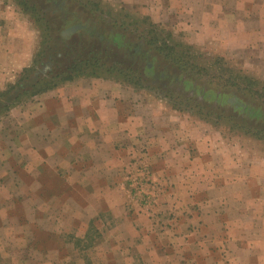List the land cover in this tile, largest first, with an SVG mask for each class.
I'll list each match as a JSON object with an SVG mask.
<instances>
[{"label":"rangeland","instance_id":"rangeland-1","mask_svg":"<svg viewBox=\"0 0 264 264\" xmlns=\"http://www.w3.org/2000/svg\"><path fill=\"white\" fill-rule=\"evenodd\" d=\"M65 13L67 22L76 17L107 38L102 43L90 39L95 47H109L111 35L136 51L131 54L120 47L105 54L99 62L103 65L87 67L74 80L93 78L111 82L114 89L125 87L127 97L133 103H141L145 113L157 112L158 130L167 131L165 123L170 122L171 131L193 137L195 144L223 148L227 166L233 165L235 156L242 167L256 166L264 177V0H0V22L4 14L11 17L10 33L15 43L19 45L27 39L34 49L27 70L18 71L0 90V163L4 167L2 171L0 168L1 175L12 166L10 155L1 147L10 138L18 114L28 106L32 109L35 97L41 94L35 92L57 81L43 78L54 69L48 60L49 47L56 40L53 27H57V35L68 28L67 22L61 20ZM6 29L1 26L0 33ZM153 34L177 45L182 67L150 46L148 39ZM137 53L149 56L145 61L149 67L147 75L142 70L144 57ZM59 62L60 70L66 71L72 57L68 55ZM32 78L34 82L38 80L34 89L27 85ZM63 83L66 82L59 85ZM5 91L8 92L1 95ZM183 142L190 145L191 140ZM145 153L142 150L134 155L133 166L122 171L120 194L129 195L138 208L125 202L124 211L130 208L150 217L155 215L152 228L159 231L160 226L169 225L168 212L175 208L173 205L166 212L159 211V199L166 190L164 184L149 177L151 170ZM142 175L147 176L148 185L157 188L155 192L149 189L150 196H155L150 209L142 205L138 190L132 185V180ZM2 179L9 183L2 191L20 194L10 174ZM5 203L0 208V264H88L94 258L113 264L122 256L121 249L106 248L109 232H100L99 224L87 231L85 227L70 231L66 222L59 224L56 218L53 224L54 218L42 216L54 205L40 200L27 207L23 203L27 224L18 229L21 218L13 215L18 205ZM70 204L63 207L71 212Z\"/></svg>","mask_w":264,"mask_h":264},{"label":"crops","instance_id":"crops-1","mask_svg":"<svg viewBox=\"0 0 264 264\" xmlns=\"http://www.w3.org/2000/svg\"><path fill=\"white\" fill-rule=\"evenodd\" d=\"M2 18L0 27L7 29L0 33V90L31 64L34 52L27 39L15 43L11 17ZM120 87L80 78L41 93L32 109H18L1 147L12 166L0 173V208L7 201L18 205V229L27 224L24 205L40 200L54 205L42 216L66 222L70 231L99 224L100 232H109L106 248L122 250L113 264H264V177L256 166L242 167L235 156L227 166L223 148L195 144L171 131L170 122L167 131L158 130L157 112L145 113ZM188 139L190 145L183 142ZM142 150L149 177L166 190L159 211L175 208L159 231L152 228L154 214L123 209L125 202L138 209L120 190L122 171ZM8 171L18 195L2 191ZM67 202L71 212L63 207ZM95 259L88 264L105 261Z\"/></svg>","mask_w":264,"mask_h":264},{"label":"trees","instance_id":"trees-1","mask_svg":"<svg viewBox=\"0 0 264 264\" xmlns=\"http://www.w3.org/2000/svg\"><path fill=\"white\" fill-rule=\"evenodd\" d=\"M55 30L53 33L54 41L49 47L48 51V60H51V64L53 63L54 69L49 70L45 74V78L47 82L57 80L54 83L47 84L45 88L40 90L39 92H35V94L46 92L50 89H53L59 85V83L73 81L77 75H82L85 73V69L89 66H100L99 62L103 60L105 54L115 52L118 48L127 49L131 54L136 52L135 49L128 47L126 43H118L116 36L109 35V44L110 46L104 49L97 48L91 43L90 39H95V42L102 43L100 41V32L87 28L80 33H75L68 38H63L61 34H56L57 27H53ZM89 39V40H88ZM104 39H107L104 36ZM104 41V40H103ZM107 43V41H106ZM148 43L152 46L153 49L162 53L166 58H169L172 63L182 67V55L177 52V45L169 44L166 40L160 39L159 36L153 34L152 38L148 39ZM141 56L140 53H137ZM68 55H71L72 62L68 65L66 71H61L60 62L62 58H68ZM144 63L142 66V70H144V74L149 70L148 64H145V61L149 58L148 55H143ZM112 67H115L112 64ZM27 70V68L23 69V71ZM65 75V76H63ZM128 75V74H126ZM147 75V73H146ZM133 77V75H131ZM49 77V78H47ZM40 78V76H39ZM32 78L30 82L27 84L31 88H36L38 84L37 81H33ZM138 82V81H136ZM11 88V87H10ZM8 91L2 92L1 95H5ZM18 97V96H17ZM16 97V98H17Z\"/></svg>","mask_w":264,"mask_h":264},{"label":"built area","instance_id":"built-area-1","mask_svg":"<svg viewBox=\"0 0 264 264\" xmlns=\"http://www.w3.org/2000/svg\"><path fill=\"white\" fill-rule=\"evenodd\" d=\"M147 176L142 175L141 177H135L132 180V185L135 190H138V196L141 197L140 199L143 202V206H146L147 209H150V207L153 205L155 201V196H150L149 189H151V192H155L157 190L156 186L148 185V180L146 178ZM146 180V181H144Z\"/></svg>","mask_w":264,"mask_h":264},{"label":"flooded vegetation","instance_id":"flooded-vegetation-1","mask_svg":"<svg viewBox=\"0 0 264 264\" xmlns=\"http://www.w3.org/2000/svg\"><path fill=\"white\" fill-rule=\"evenodd\" d=\"M67 18H68L67 13L62 14V16H61V20H62L63 22H67V21H66ZM66 25H68L67 30L70 29V28H72V27H74V26H79V27H78L75 31H73V32H67V33L63 32V33L61 34V36H62L63 38H65V39L68 38V37H70V36H72V35L75 34V33H80V32H82L83 30H85V29L88 28V27L86 26V24L82 23V22H81L78 18H76V17H74V20H71V21L67 22ZM103 40L105 41V39H104V35H100V41L103 42Z\"/></svg>","mask_w":264,"mask_h":264},{"label":"water","instance_id":"water-1","mask_svg":"<svg viewBox=\"0 0 264 264\" xmlns=\"http://www.w3.org/2000/svg\"><path fill=\"white\" fill-rule=\"evenodd\" d=\"M78 27H79V26H74V27H72V28L66 30L65 33H67V32H73V31H75Z\"/></svg>","mask_w":264,"mask_h":264}]
</instances>
